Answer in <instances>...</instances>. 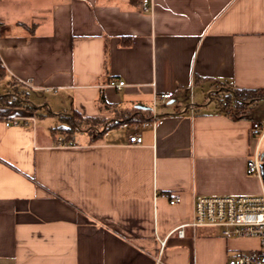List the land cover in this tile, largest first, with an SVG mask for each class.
<instances>
[{"label":"crops","instance_id":"0c3cea01","mask_svg":"<svg viewBox=\"0 0 264 264\" xmlns=\"http://www.w3.org/2000/svg\"><path fill=\"white\" fill-rule=\"evenodd\" d=\"M234 90L264 91V0H0V264H155L164 238V264L259 249L170 234L197 195L262 193L264 113H231Z\"/></svg>","mask_w":264,"mask_h":264},{"label":"built area","instance_id":"2783aa9c","mask_svg":"<svg viewBox=\"0 0 264 264\" xmlns=\"http://www.w3.org/2000/svg\"><path fill=\"white\" fill-rule=\"evenodd\" d=\"M141 7L144 12L153 13L154 0H141ZM110 84L120 89L125 85V81L113 80ZM173 96V92H165L160 98L169 100ZM23 119L35 120L34 117L5 116L4 122L8 126H18ZM251 129L258 140L256 151L247 162V173L263 180L264 152L261 151V146L264 140V119L253 121ZM129 143L142 144L143 137L138 134L131 135ZM180 201L181 197L178 195L170 198L171 204ZM187 226H219L223 228V233L227 237L258 238L259 249L237 254L229 260V264H264V185L259 195H197L194 200L193 220L176 226L170 234L177 233L179 236H184ZM166 240V238L159 239L160 248L155 264H164L161 256Z\"/></svg>","mask_w":264,"mask_h":264},{"label":"rangeland","instance_id":"374dc122","mask_svg":"<svg viewBox=\"0 0 264 264\" xmlns=\"http://www.w3.org/2000/svg\"><path fill=\"white\" fill-rule=\"evenodd\" d=\"M262 96H264V91L263 92H260V91H256V92H252L250 94H246L243 98H245L243 101L241 100L240 102L239 101H230V98L228 99L227 103L229 102V107H228V110L233 113L234 115L238 116L242 113H245V112H254L255 110L258 111L259 115H262V113H264V101H258L256 102V104L251 107H249V110H247V107H248V104L252 101H254L255 99L257 98H261ZM214 102H216V99H218L219 97L217 96H214ZM222 98H224V95L222 96ZM233 100V99H232ZM262 106V108L259 109H256L258 106ZM263 110V112L261 111ZM33 112L37 114V111L34 109ZM47 119L45 118H39V123H42V122H45ZM127 128V127H126ZM123 130L125 132H127V129H121V132H123ZM262 152H264V141H263V145H262Z\"/></svg>","mask_w":264,"mask_h":264},{"label":"trees","instance_id":"16d2710c","mask_svg":"<svg viewBox=\"0 0 264 264\" xmlns=\"http://www.w3.org/2000/svg\"><path fill=\"white\" fill-rule=\"evenodd\" d=\"M252 92H256L255 90H234V97L236 101H243L245 98H243L246 94H250ZM103 99V97H102ZM263 181H264V176H263Z\"/></svg>","mask_w":264,"mask_h":264}]
</instances>
